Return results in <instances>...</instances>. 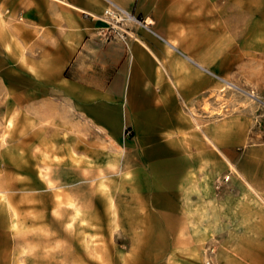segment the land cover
Segmentation results:
<instances>
[{
  "label": "rangeland",
  "instance_id": "obj_1",
  "mask_svg": "<svg viewBox=\"0 0 264 264\" xmlns=\"http://www.w3.org/2000/svg\"><path fill=\"white\" fill-rule=\"evenodd\" d=\"M217 1L232 9L223 17L227 55L221 72L208 74L217 87L201 111L180 103V133L105 129L64 103L57 155L40 132L39 106L25 112L0 94V264H220L247 248L233 244L248 232L231 228L233 201L240 223L248 207L258 216L263 202L249 197L242 176L210 142L201 155L200 127L232 120L240 130L236 151L251 131L263 130V107L248 92L264 100V0ZM103 23L96 31L105 39Z\"/></svg>",
  "mask_w": 264,
  "mask_h": 264
},
{
  "label": "crops",
  "instance_id": "obj_2",
  "mask_svg": "<svg viewBox=\"0 0 264 264\" xmlns=\"http://www.w3.org/2000/svg\"><path fill=\"white\" fill-rule=\"evenodd\" d=\"M112 1L150 18L163 39L140 28L127 45L106 41L96 31L104 24L100 17L105 0H0V94L23 105L25 112L34 113L39 106L40 132L55 142L57 155L58 143L64 141V103L99 127H119L117 132H122L123 125H132L142 137L143 133H180L185 118L180 103L201 111L209 90L217 87V80L208 74L223 69L228 29L223 17L232 11L229 4ZM33 113H25L31 122ZM156 117H168L171 123L157 126L145 119ZM112 119L120 125L113 127ZM228 124L229 120L201 123V155L206 158L210 142L242 176L249 197L263 204L258 216L248 207L242 212L246 220L240 223L239 201H233L232 230H248L233 244L247 248L233 249L227 259L221 256L220 264H264V128L251 131L248 145L236 151L240 130L232 120Z\"/></svg>",
  "mask_w": 264,
  "mask_h": 264
},
{
  "label": "built area",
  "instance_id": "obj_3",
  "mask_svg": "<svg viewBox=\"0 0 264 264\" xmlns=\"http://www.w3.org/2000/svg\"><path fill=\"white\" fill-rule=\"evenodd\" d=\"M100 18L105 22V27L100 28L99 33L105 39L116 38L128 44L130 38H135L133 27H140L163 39L154 29L150 18L139 16L112 0H105V7ZM257 100L263 107L262 116L264 117V100L258 97Z\"/></svg>",
  "mask_w": 264,
  "mask_h": 264
},
{
  "label": "bare ground",
  "instance_id": "obj_4",
  "mask_svg": "<svg viewBox=\"0 0 264 264\" xmlns=\"http://www.w3.org/2000/svg\"><path fill=\"white\" fill-rule=\"evenodd\" d=\"M170 46L172 47V48H175V46H173L172 44H170ZM197 64V63H196ZM199 67V66H198ZM200 68L202 69V70H205V71H208L207 69H205V68H203V67H201L200 66ZM208 72H210V71H208ZM217 77V76H216ZM221 78H223V77H221ZM224 80V79H223ZM235 86V85H234ZM248 94H249V96L252 98V99H254V100H256L257 99V97L252 93V91H249L248 92Z\"/></svg>",
  "mask_w": 264,
  "mask_h": 264
}]
</instances>
